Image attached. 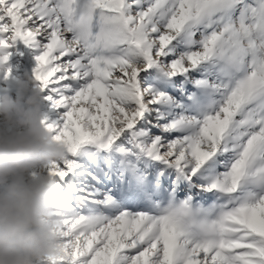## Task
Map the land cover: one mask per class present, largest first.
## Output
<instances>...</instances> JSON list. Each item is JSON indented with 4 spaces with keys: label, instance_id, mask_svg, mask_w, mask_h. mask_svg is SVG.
<instances>
[{
    "label": "snow or ice",
    "instance_id": "6c2138e0",
    "mask_svg": "<svg viewBox=\"0 0 264 264\" xmlns=\"http://www.w3.org/2000/svg\"><path fill=\"white\" fill-rule=\"evenodd\" d=\"M0 0L64 146L47 264H264V0ZM14 79V77H12Z\"/></svg>",
    "mask_w": 264,
    "mask_h": 264
},
{
    "label": "clouds",
    "instance_id": "9594fccd",
    "mask_svg": "<svg viewBox=\"0 0 264 264\" xmlns=\"http://www.w3.org/2000/svg\"><path fill=\"white\" fill-rule=\"evenodd\" d=\"M95 14L92 0H80L77 26ZM15 96L0 93V264H38L58 254L52 217L62 193L44 169L64 155L42 124L43 93L27 74L13 79Z\"/></svg>",
    "mask_w": 264,
    "mask_h": 264
},
{
    "label": "rangeland",
    "instance_id": "374dc122",
    "mask_svg": "<svg viewBox=\"0 0 264 264\" xmlns=\"http://www.w3.org/2000/svg\"><path fill=\"white\" fill-rule=\"evenodd\" d=\"M12 51L9 58L8 66L11 68V77L7 81H0V93L7 91L13 97L15 96V87L12 77L21 76L25 74L31 76V69L34 66V59L30 50L24 48L22 44H17L16 48ZM42 112L50 115V108L48 102L44 101L42 105ZM38 264H47V261L42 260Z\"/></svg>",
    "mask_w": 264,
    "mask_h": 264
}]
</instances>
